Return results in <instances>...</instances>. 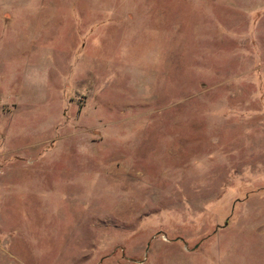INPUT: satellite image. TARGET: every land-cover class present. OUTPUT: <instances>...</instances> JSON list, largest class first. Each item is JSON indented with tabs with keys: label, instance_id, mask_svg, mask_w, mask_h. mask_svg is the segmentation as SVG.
Segmentation results:
<instances>
[{
	"label": "rangeland",
	"instance_id": "1",
	"mask_svg": "<svg viewBox=\"0 0 264 264\" xmlns=\"http://www.w3.org/2000/svg\"><path fill=\"white\" fill-rule=\"evenodd\" d=\"M0 264H264V0H0Z\"/></svg>",
	"mask_w": 264,
	"mask_h": 264
}]
</instances>
